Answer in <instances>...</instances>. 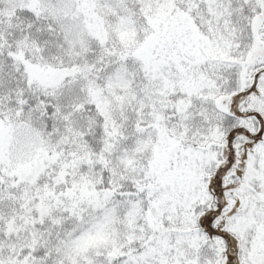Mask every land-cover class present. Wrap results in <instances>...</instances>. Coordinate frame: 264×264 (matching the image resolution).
<instances>
[{
  "label": "snow or ice",
  "instance_id": "snow-or-ice-1",
  "mask_svg": "<svg viewBox=\"0 0 264 264\" xmlns=\"http://www.w3.org/2000/svg\"><path fill=\"white\" fill-rule=\"evenodd\" d=\"M0 264H264V0H0Z\"/></svg>",
  "mask_w": 264,
  "mask_h": 264
}]
</instances>
